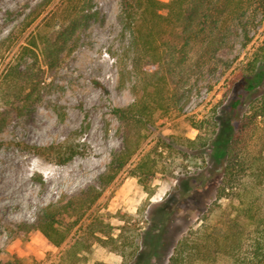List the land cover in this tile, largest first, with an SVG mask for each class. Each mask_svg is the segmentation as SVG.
<instances>
[{
	"label": "rangeland",
	"instance_id": "374dc122",
	"mask_svg": "<svg viewBox=\"0 0 264 264\" xmlns=\"http://www.w3.org/2000/svg\"><path fill=\"white\" fill-rule=\"evenodd\" d=\"M122 7L123 0H0V264H167L189 231L223 228L224 150L248 101L264 93V77L255 84L264 68V13L249 39L233 31L217 64L192 73L178 107L156 115L127 165L103 184L124 146L114 108L135 99L131 70L120 73V60L130 64ZM46 40H58L52 53ZM24 70L35 80L18 94L7 76ZM211 115L219 128L201 147L205 135L195 126ZM260 142L253 126L244 143L254 150ZM69 143L79 152L63 162ZM146 161L151 170L141 181L134 171ZM91 186L100 198L61 245L35 228L46 206Z\"/></svg>",
	"mask_w": 264,
	"mask_h": 264
},
{
	"label": "trees",
	"instance_id": "16d2710c",
	"mask_svg": "<svg viewBox=\"0 0 264 264\" xmlns=\"http://www.w3.org/2000/svg\"><path fill=\"white\" fill-rule=\"evenodd\" d=\"M50 2L46 0V5ZM258 13H264V0H123L120 17L130 33V64L123 65L120 60V73L123 78L131 70L135 99L128 106L114 108L124 121V146L114 155L100 182H112L127 165L158 113L170 114L178 107L192 73L217 64L218 52L233 31L240 29L249 39ZM30 42L37 45L35 37ZM57 43L46 40L45 50L52 53ZM262 49L264 54V45ZM7 77L17 86L18 94L35 80V75L26 70L20 76ZM263 77L264 68L257 72L255 84ZM244 96L245 92L238 95L237 108ZM253 126L261 129V142L249 150L244 140ZM195 127L205 135L201 142L204 147L219 123L211 115ZM78 152L76 144H66L61 160L68 161ZM224 154L223 177L217 187V200L227 201L223 228L215 234L203 228L189 231L179 239L167 264H264V93L248 101ZM137 168L134 174L144 181L151 170L149 163L142 162ZM101 194L99 187L91 186L65 202L46 206L35 228L54 245H61Z\"/></svg>",
	"mask_w": 264,
	"mask_h": 264
}]
</instances>
